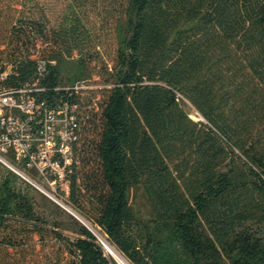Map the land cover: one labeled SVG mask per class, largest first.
I'll return each instance as SVG.
<instances>
[{
    "label": "trees",
    "instance_id": "16d2710c",
    "mask_svg": "<svg viewBox=\"0 0 264 264\" xmlns=\"http://www.w3.org/2000/svg\"><path fill=\"white\" fill-rule=\"evenodd\" d=\"M93 1L69 0L54 25L13 21L0 47V89L37 83L50 108H74L64 201L131 264H264V0H122L112 65ZM34 242L117 264L1 167L0 264Z\"/></svg>",
    "mask_w": 264,
    "mask_h": 264
},
{
    "label": "built area",
    "instance_id": "2783aa9c",
    "mask_svg": "<svg viewBox=\"0 0 264 264\" xmlns=\"http://www.w3.org/2000/svg\"><path fill=\"white\" fill-rule=\"evenodd\" d=\"M40 91L37 83L0 89V166L69 207L62 194L70 189L77 138L74 108L69 103L50 108L38 98Z\"/></svg>",
    "mask_w": 264,
    "mask_h": 264
},
{
    "label": "rangeland",
    "instance_id": "374dc122",
    "mask_svg": "<svg viewBox=\"0 0 264 264\" xmlns=\"http://www.w3.org/2000/svg\"><path fill=\"white\" fill-rule=\"evenodd\" d=\"M121 1L122 0H94L92 2L93 9L89 12L92 28L99 37V42L101 43L100 48L110 65H112L116 57L118 44L115 19L113 16L114 11L110 9H114ZM68 2L69 0H0L1 49H4L1 43H4L13 21H17L22 17L35 20L44 18L48 20L47 22L49 24L54 25L65 15ZM193 117L196 116L193 114ZM35 190L38 191L37 189ZM38 192L41 193L40 191ZM138 201L141 206L145 205L142 197H140ZM87 225L92 231L96 234L98 232L103 237L94 227L90 226L88 223ZM38 238L39 237L35 236L36 240H38ZM101 239L103 240V238ZM107 254L117 264H121L112 253L108 251ZM2 261L4 264H69V257L54 243L46 242L44 245L43 243L34 242L25 248H9L4 250L2 253Z\"/></svg>",
    "mask_w": 264,
    "mask_h": 264
},
{
    "label": "bare ground",
    "instance_id": "6f19581e",
    "mask_svg": "<svg viewBox=\"0 0 264 264\" xmlns=\"http://www.w3.org/2000/svg\"><path fill=\"white\" fill-rule=\"evenodd\" d=\"M97 235L101 238H103L98 232ZM105 244L107 245V252L109 251L110 253H112V255H114L118 261L121 264H130L116 249L115 247H113L109 242H107V240H105V238H103Z\"/></svg>",
    "mask_w": 264,
    "mask_h": 264
},
{
    "label": "water",
    "instance_id": "95a60500",
    "mask_svg": "<svg viewBox=\"0 0 264 264\" xmlns=\"http://www.w3.org/2000/svg\"><path fill=\"white\" fill-rule=\"evenodd\" d=\"M63 208L65 210H67L71 215H73L75 218H77L81 223H83L85 226H87L92 231V229L87 225V222L77 212H75L70 207H63ZM92 232L98 237V235L94 231H92ZM100 241L103 244V246L105 247V250L107 252V245L105 244V242L102 239H100Z\"/></svg>",
    "mask_w": 264,
    "mask_h": 264
},
{
    "label": "crops",
    "instance_id": "0c3cea01",
    "mask_svg": "<svg viewBox=\"0 0 264 264\" xmlns=\"http://www.w3.org/2000/svg\"><path fill=\"white\" fill-rule=\"evenodd\" d=\"M62 207V206H61ZM64 209V208H63ZM68 212V211H67ZM69 213V212H68Z\"/></svg>",
    "mask_w": 264,
    "mask_h": 264
}]
</instances>
